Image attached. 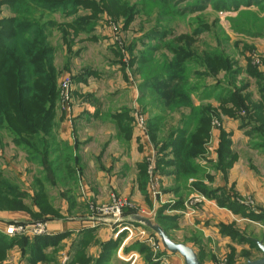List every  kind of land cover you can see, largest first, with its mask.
Wrapping results in <instances>:
<instances>
[{
	"label": "rangeland",
	"instance_id": "1",
	"mask_svg": "<svg viewBox=\"0 0 264 264\" xmlns=\"http://www.w3.org/2000/svg\"><path fill=\"white\" fill-rule=\"evenodd\" d=\"M40 30L46 35L44 41L39 39ZM1 35L0 53L5 50L4 54L19 53L21 39L28 43L35 40L38 48L33 55L38 66L46 68L44 85L49 86L52 75L56 86L55 117L60 112L59 89L64 77L71 78V107L97 102L120 105L92 113L109 115L99 120L111 119L114 123L116 113H111L122 112L119 115L134 127L137 138L148 149L146 156L152 149L153 159L148 163L144 159V169L157 208L152 209L143 194L150 209H138L127 197L119 196L130 203L123 215L132 218L123 216L118 224L101 216L92 219L98 206L109 201H88L83 208L81 203L75 213L76 205L70 201L81 194L84 185H76L78 190L67 196L65 188L74 185L64 184L73 180L79 183L80 176L53 173L48 152L29 161L11 143L14 137L3 131L0 181L18 187L25 196L0 195V264H184L182 256L167 249L160 231L174 242H186L202 264H243L261 258V251L246 241L247 233L237 227L218 225V234L228 238L227 243L206 242L198 232L186 230L187 226L181 229L186 212L179 209L180 215H167L168 208L158 197L162 187L156 169L165 162L158 161V154L171 147L177 162L184 166L180 181L197 176L196 181L188 179V184L194 186L198 197L184 199L186 208L207 216L202 207L208 200H215L220 207L229 204L222 190L204 183L209 176L202 172L207 168L219 170L218 151L223 138L230 141V151L237 158L224 126L229 118L258 114L254 108L250 111L249 103L254 102L248 101V89L255 90L259 102H264V0H0ZM4 54H0V66L5 62ZM45 96H40L38 107L44 104ZM10 101L17 106L15 92ZM31 109L32 117L42 115ZM54 118L48 130L40 125L25 131L37 142V134L54 136ZM139 119L141 126L137 124ZM33 129H38L35 134L31 133ZM205 132L202 150L187 156L186 152H193L192 137ZM39 152L43 154L44 148L39 147ZM231 205L238 209L235 202ZM240 206L254 207L242 201ZM74 213L90 217L74 227L77 231L69 228L76 218ZM148 218L153 219L149 224L141 220ZM9 223L21 226L22 232L8 236L3 230ZM103 227L110 229L109 239L104 237L105 231L98 232ZM37 236L44 238L37 240ZM67 238L71 242L67 243ZM127 239H131L129 245H141V251L125 254ZM108 242L116 246L108 250L107 258L96 262Z\"/></svg>",
	"mask_w": 264,
	"mask_h": 264
},
{
	"label": "crops",
	"instance_id": "2",
	"mask_svg": "<svg viewBox=\"0 0 264 264\" xmlns=\"http://www.w3.org/2000/svg\"><path fill=\"white\" fill-rule=\"evenodd\" d=\"M253 93L256 96H251ZM246 94L250 96L248 101L254 102L249 103L251 104L250 111L254 108L258 114L250 115L244 119L241 117L229 118V120H225V128L223 127L230 135L231 149L237 153L236 160L224 172L207 168L202 173L209 176L206 177L205 184L223 191L224 200L227 198L229 201L227 205L234 202L236 205H240L242 201L250 202L254 207H244V212H238L227 206L220 207L215 200L210 199L202 207L207 212V216H204L206 213L201 215L197 214L199 212L193 213L194 209L185 207L186 200L184 199L194 195L198 197L197 191L192 190L194 186L188 184V179L196 181L197 176L189 177L184 182L180 181V175L184 174V166L177 162L171 147H167L158 154L159 162L165 160L156 169L157 172L159 171L158 181L162 187V192L158 196L159 201L168 209L171 207V211L167 209L166 212L169 217L180 215L179 209L185 210L186 214L184 219H181L179 227L183 229L184 226H187L186 230L191 233L198 232L201 235L198 236L204 238L206 242L209 239L217 243L229 242L228 238L218 234V225L228 226L229 224L245 231L247 233L245 239L249 242L260 240L264 243V102H259L260 96L251 88ZM117 104L113 103L110 106L109 102H97L85 105V107L78 104L71 108L70 115L68 109L61 102L60 112L56 117L54 108V126L57 131L54 132V136L49 138L48 160L53 161V166H57V173L63 172L80 176L79 183L78 180H73L71 183L64 184L74 185L65 188L64 194L66 193L67 196H72L75 190H78L76 185H84L81 187L80 196L77 194L70 201V204L76 205L75 213L81 209L79 208L81 203L82 208L88 201L93 204L105 203L110 200L112 195L127 197L134 205L138 206V209L147 210L150 207L147 206L143 195L145 194L152 203L153 207L151 208L154 210L157 208L156 202H154L156 199H153V195L150 194L144 169L145 160L148 163L151 161L149 158L153 159L152 149L150 148V153L146 156L148 149L146 150L137 138L134 127L130 128L124 117L119 115L122 112L113 111L114 113H111L112 116L116 113L114 123L111 119L99 120L100 116L107 117L109 115L100 114V111L97 114L92 113L97 110H108L110 107H119L120 105ZM66 147L69 148V151L65 153L63 149ZM64 153L65 158L69 157L71 160L59 162L61 156L64 157ZM58 156L60 157L57 159ZM55 161H58L57 165ZM63 197V201L66 203V196ZM65 205L68 206L67 203ZM78 215L75 214L76 218L74 217L72 222L74 225L71 224L69 227L73 229L70 230L77 231L74 227L77 224H83L90 218L86 215ZM123 216L124 219L131 217L127 214ZM148 219L153 220L152 218ZM102 230L105 231L104 237L109 239L112 234L110 229L103 227L98 232ZM73 234L71 232L72 236ZM123 238H125V234ZM130 240L127 239L124 245H129ZM69 242L71 239L67 238V243ZM124 253L129 254L130 250ZM126 260L128 262V259ZM205 264H209V262Z\"/></svg>",
	"mask_w": 264,
	"mask_h": 264
},
{
	"label": "trees",
	"instance_id": "3",
	"mask_svg": "<svg viewBox=\"0 0 264 264\" xmlns=\"http://www.w3.org/2000/svg\"><path fill=\"white\" fill-rule=\"evenodd\" d=\"M42 30H40L38 34L40 36L39 39L44 41L46 35H41ZM23 32H27V29L25 31L23 30ZM2 36L3 35L0 36L1 42H2ZM20 44L21 46L19 48L20 51L19 53L16 52L12 54H4L5 50L3 53H0V54H4L3 56L5 57V62L2 63L0 66V139H2L3 141V131H5L8 135H12L14 139L10 137L12 139V140L10 139L11 143H13L14 146L20 148V150H22L25 153L29 161H33L34 159H37L38 156L41 155L45 156V154L48 152V148L50 146L49 138L51 136H47L48 138H46L45 134H37L35 135L38 136L39 138L37 142L35 139H33L27 134L28 131L26 132L25 128L29 129L31 128V126L42 125L44 130L45 129L48 130L49 126L52 125V121H53L54 106H55L57 92H56V86L52 84L53 82L52 75H50L49 77V83H48L49 86L44 85L46 78V68L44 66L41 67L40 65L38 66L37 59L33 55L34 52H36V49L38 48V45H36L35 40L32 39L31 43H28L24 39H21ZM47 52L49 53V50ZM15 54L16 56H14ZM49 58L50 56L47 57L46 62L49 61ZM76 78L80 80L79 76ZM14 92L17 95V100H18L17 106L13 105V102L10 101V97L14 95ZM42 95H46L45 99L43 100L44 104L41 107H38V105L41 102L40 96ZM234 103L236 106L239 105L237 101H234ZM29 107H32V109L35 110H39V113H42V115L36 114L32 117L33 114L30 113ZM18 113H20V115H18ZM230 114L232 113L230 112ZM3 127H5L6 130H4ZM36 130L38 129H33L31 133L35 134ZM25 133H26V137H25ZM223 135H225L224 132L221 135V138L223 137ZM204 136H206V132L204 135H200L199 137L197 136L192 137L194 144L191 146V149L193 150V152L192 151L186 152L187 156H195L198 152L202 150ZM29 138H32V140L29 141ZM38 144L40 145L37 146ZM229 146H230V141H226V139L224 138L221 139V143H220L221 149H219L218 151L219 153H218L217 168L222 172L228 169L232 165V163L236 160V157L232 155ZM39 147L44 148L43 154H40L41 151L39 152ZM67 151H69L68 147L63 149V152L66 153ZM65 153H64V157L61 156L62 158L61 161L59 162H66L68 160H71V158L69 157L65 158ZM59 157L60 156H58L57 159ZM48 162L50 166L49 168H51L53 173H56L57 166H53V161H48ZM55 162L57 165L58 161ZM2 181L3 180L0 181V195L2 196L8 195L12 197L25 196L23 191H21L18 187L12 186L10 184H6ZM219 204L225 205L224 203H220V202ZM225 206H228L229 208L238 212L241 211L243 212L244 209L240 205H238V209L234 208L232 205H225ZM125 213L127 212L124 211V214ZM157 220L161 224L164 223L161 217L160 218L158 217ZM229 226L230 225L228 226L222 225L221 227L229 228ZM43 238L44 237H38V236L36 237L37 240H41ZM109 242L105 245L104 253L100 254V257L96 262L102 261L105 258H107L108 250H111L116 246V243L112 242L110 243L112 247L108 248L110 247ZM141 249H142L141 245H139L138 243H133L129 245L127 248H125V251L137 250L140 252Z\"/></svg>",
	"mask_w": 264,
	"mask_h": 264
},
{
	"label": "built area",
	"instance_id": "4",
	"mask_svg": "<svg viewBox=\"0 0 264 264\" xmlns=\"http://www.w3.org/2000/svg\"><path fill=\"white\" fill-rule=\"evenodd\" d=\"M59 90H60L59 95H60L61 102L65 106V108L68 109V113L71 115V108H72L71 103H73V94H72L70 77H64L61 80ZM137 124L140 126L142 125L141 119L138 120ZM148 168L150 169V166ZM129 206H130V203L127 199L121 198L116 195H112L108 203H106L105 205L98 206V208L95 210L96 214L94 217H92V219L95 220L97 219L98 216H101L100 218H105V219H108L109 221H112L118 224V221H120L123 217L124 209L128 208ZM38 226H40V224ZM22 229L23 228L21 226L14 225L13 223H9L4 227L3 231L4 233L8 234V236H14L17 233L22 232V231H19ZM37 233H40V232H37Z\"/></svg>",
	"mask_w": 264,
	"mask_h": 264
},
{
	"label": "water",
	"instance_id": "5",
	"mask_svg": "<svg viewBox=\"0 0 264 264\" xmlns=\"http://www.w3.org/2000/svg\"><path fill=\"white\" fill-rule=\"evenodd\" d=\"M146 224L150 223L148 219H141ZM162 240L164 241L167 249H169L172 253H177L183 257L184 264H202L197 256V254L193 251V249L187 246L185 243L174 242L172 241L164 231L158 232ZM253 243L257 246V248L261 251L262 256L259 259L248 260L243 264H264V243L260 240H253Z\"/></svg>",
	"mask_w": 264,
	"mask_h": 264
}]
</instances>
